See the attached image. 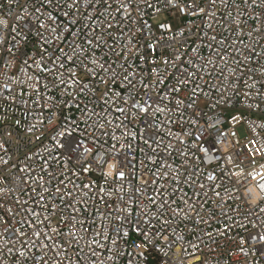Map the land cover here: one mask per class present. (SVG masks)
I'll return each instance as SVG.
<instances>
[{"label": "built area", "instance_id": "built-area-1", "mask_svg": "<svg viewBox=\"0 0 264 264\" xmlns=\"http://www.w3.org/2000/svg\"><path fill=\"white\" fill-rule=\"evenodd\" d=\"M0 21V264H264V0Z\"/></svg>", "mask_w": 264, "mask_h": 264}, {"label": "snow or ice", "instance_id": "snow-or-ice-1", "mask_svg": "<svg viewBox=\"0 0 264 264\" xmlns=\"http://www.w3.org/2000/svg\"><path fill=\"white\" fill-rule=\"evenodd\" d=\"M51 2H52V0H48V3H49V4H50ZM200 11H203V9H200ZM49 19H50V20H53L54 18L51 17V16H49ZM2 23H4V21H0V24H2ZM53 31H54V29H53ZM73 75H75V73H73ZM144 111H147V109H144ZM62 135H64V134L62 133ZM79 146H80V145H77V147H79ZM61 147H63V145H61ZM84 151H85V152H90L91 150L88 149V148H84ZM205 151H206V150H205ZM84 170L87 171V168H85ZM123 175H124V173L121 172V173H120V176L122 177ZM210 179H211V177H210ZM0 207H2V206H0ZM36 235L39 236L40 233L37 232Z\"/></svg>", "mask_w": 264, "mask_h": 264}, {"label": "rangeland", "instance_id": "rangeland-1", "mask_svg": "<svg viewBox=\"0 0 264 264\" xmlns=\"http://www.w3.org/2000/svg\"><path fill=\"white\" fill-rule=\"evenodd\" d=\"M239 130H240L241 132H243V127H239Z\"/></svg>", "mask_w": 264, "mask_h": 264}]
</instances>
